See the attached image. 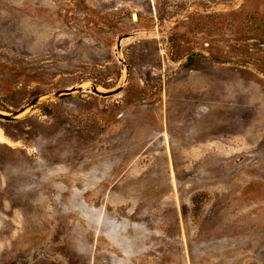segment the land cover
Wrapping results in <instances>:
<instances>
[{"label":"rangeland","instance_id":"rangeland-1","mask_svg":"<svg viewBox=\"0 0 264 264\" xmlns=\"http://www.w3.org/2000/svg\"><path fill=\"white\" fill-rule=\"evenodd\" d=\"M35 99L0 264H264V0H0V113Z\"/></svg>","mask_w":264,"mask_h":264},{"label":"water","instance_id":"water-1","mask_svg":"<svg viewBox=\"0 0 264 264\" xmlns=\"http://www.w3.org/2000/svg\"><path fill=\"white\" fill-rule=\"evenodd\" d=\"M132 17H133L134 20L137 19V15L135 13L132 15ZM121 39L122 38H119V41H118V44H117L118 49H120V41H121ZM80 90H82L81 87L72 88V89L65 90L64 92H58L57 94H55V96L63 97L65 95H68L72 91H80ZM121 91H122V87H118V88H116L114 90H110V91H106V92L98 90L96 86H93L91 88V92L92 93H94L95 95L101 96V97H110V96H113V95H116V94L120 93ZM37 101H38V99L33 100L31 103H29L28 105L20 108L19 110H17L12 115L0 113V119L6 120V121H12V120L16 119V117L18 115L22 114L28 107L33 106L34 104H36Z\"/></svg>","mask_w":264,"mask_h":264}]
</instances>
